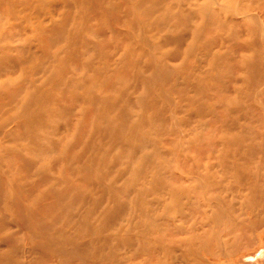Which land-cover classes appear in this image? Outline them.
<instances>
[{
    "label": "rangeland",
    "instance_id": "1",
    "mask_svg": "<svg viewBox=\"0 0 264 264\" xmlns=\"http://www.w3.org/2000/svg\"><path fill=\"white\" fill-rule=\"evenodd\" d=\"M0 264H264V0H0Z\"/></svg>",
    "mask_w": 264,
    "mask_h": 264
}]
</instances>
